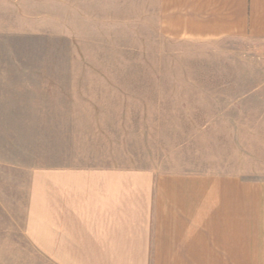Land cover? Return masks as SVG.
I'll use <instances>...</instances> for the list:
<instances>
[{
  "label": "rangeland",
  "instance_id": "374dc122",
  "mask_svg": "<svg viewBox=\"0 0 264 264\" xmlns=\"http://www.w3.org/2000/svg\"><path fill=\"white\" fill-rule=\"evenodd\" d=\"M15 2L0 0L2 168L264 174V45L168 40L143 0L87 17ZM5 224L0 264H49Z\"/></svg>",
  "mask_w": 264,
  "mask_h": 264
},
{
  "label": "crops",
  "instance_id": "0c3cea01",
  "mask_svg": "<svg viewBox=\"0 0 264 264\" xmlns=\"http://www.w3.org/2000/svg\"><path fill=\"white\" fill-rule=\"evenodd\" d=\"M14 1L38 16H113L121 4ZM143 4L168 40L264 45V0ZM0 193V216L17 228L7 229L49 264H264V174L0 166Z\"/></svg>",
  "mask_w": 264,
  "mask_h": 264
}]
</instances>
